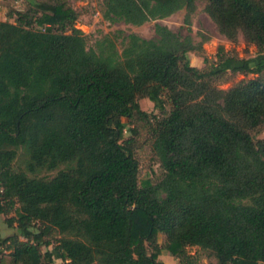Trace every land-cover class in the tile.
Here are the masks:
<instances>
[{
    "label": "trees",
    "instance_id": "1",
    "mask_svg": "<svg viewBox=\"0 0 264 264\" xmlns=\"http://www.w3.org/2000/svg\"><path fill=\"white\" fill-rule=\"evenodd\" d=\"M203 1L221 35L264 53V0ZM195 2L103 0L102 16L140 26L185 9L190 31ZM78 15L52 0L0 20V214L16 223L0 264H52L53 251L65 264H164L158 233L183 264H195L186 246L264 264V138L250 133L264 125V56L232 69L255 77L221 89L234 60L222 46L218 65L199 69L188 53L202 44L156 23V38L119 31L88 47ZM140 98L165 115L151 121ZM123 118L149 124L158 180L139 182ZM19 149L25 170L13 166Z\"/></svg>",
    "mask_w": 264,
    "mask_h": 264
},
{
    "label": "rangeland",
    "instance_id": "2",
    "mask_svg": "<svg viewBox=\"0 0 264 264\" xmlns=\"http://www.w3.org/2000/svg\"><path fill=\"white\" fill-rule=\"evenodd\" d=\"M52 0H0V20L14 22L15 17H8L9 12L26 11L32 3H49ZM66 2L78 12V18L75 22V27L80 29L87 38V46L94 47L96 40L102 38L105 34H114L121 32L122 36L129 33H135L143 38H156L154 31L156 23L166 25L171 31L179 33L181 36L191 35L194 43H201L202 50L189 52L188 57L191 65L199 69H209L218 65L217 49L219 46L224 48L227 56L234 57L233 61H225L222 67H225L227 72L225 80L219 82L221 89L229 88L233 83L255 77L253 74L244 75L240 72H234L232 69L241 64V60L249 59L257 62L264 53L257 52V48L249 43H246L241 33L238 34L237 40L231 42L218 32L216 24L205 12V1L196 0V9L191 15L190 31L183 23V18L186 13L185 9H181L167 18L160 20L148 21L140 26L126 24L122 21L110 22L102 16L103 0H66ZM35 28H40L35 24ZM207 38V39H206ZM118 49L120 38L116 39ZM140 108L150 115L151 121H154L153 116L161 118L165 114L154 107L153 102L148 98L139 99ZM170 109L166 105V112ZM122 121L125 124L124 138L132 137L135 141V157L139 164L138 180L139 182L150 179L156 181L161 176V168L157 158L152 150V136L148 123H132L126 118ZM137 127V132L132 133L131 129ZM254 140L264 138V125L259 128L250 130ZM25 155L21 149L18 150L17 157L13 161L15 170H25ZM55 170H41L36 175L43 178H51L57 173ZM15 218V211L12 210L6 214H0V237H6L16 232V223L9 225L7 219ZM22 239V238H21ZM157 244L162 248V253L159 255V260L164 264H183V259L171 255L166 249V236L163 233H158L156 238ZM53 246H42L41 251L52 250ZM10 250H0V258L9 261L8 253ZM148 252L151 248L148 247ZM185 253L187 256L195 260V264H218V259L215 254L207 249H202L199 246H186ZM52 264H65L57 252L53 251ZM230 264V263H229Z\"/></svg>",
    "mask_w": 264,
    "mask_h": 264
}]
</instances>
